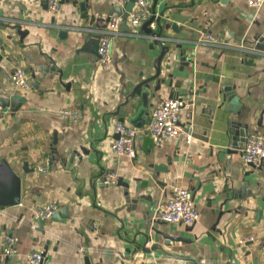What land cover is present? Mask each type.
<instances>
[{
  "label": "crops",
  "instance_id": "obj_1",
  "mask_svg": "<svg viewBox=\"0 0 264 264\" xmlns=\"http://www.w3.org/2000/svg\"><path fill=\"white\" fill-rule=\"evenodd\" d=\"M150 2L160 43L168 47L161 62V47L144 24L126 22L128 30L121 27L112 40L105 69L89 49L108 18L118 15L113 9L127 3L61 0L51 13L33 0H0V98H25L14 112L0 106V158L21 177L20 203L0 206V251L6 233L18 238L5 264H27L37 250L41 264H85V258L139 264L138 252L163 264H264V162L243 164V142L233 146L228 124L246 122L248 132L264 134V51L255 49L264 38V0L259 6L247 0ZM210 33L220 41H208ZM177 44L190 57L188 65L181 64ZM49 63L55 70L37 82L41 74L32 77L30 70ZM14 67L28 71L29 89L12 84ZM221 78L235 85L241 114L226 111L229 102L211 93ZM171 90L183 95L181 124L192 138L157 147L146 125ZM142 91L147 113L134 126ZM67 107H77L81 118H61L59 110ZM117 121L137 129L133 157L110 150ZM46 159L47 171L38 172ZM105 172H113L114 183L103 182ZM175 187L189 189L199 211L190 226L155 219ZM47 202L66 206L67 217L40 226L34 212Z\"/></svg>",
  "mask_w": 264,
  "mask_h": 264
},
{
  "label": "built area",
  "instance_id": "obj_2",
  "mask_svg": "<svg viewBox=\"0 0 264 264\" xmlns=\"http://www.w3.org/2000/svg\"><path fill=\"white\" fill-rule=\"evenodd\" d=\"M37 3H45L49 12H56L61 4V0H33ZM129 0H117L121 5H125ZM132 9L127 15L126 22L130 27H138L147 23L152 31H157L158 16L151 11L150 0H133ZM251 6H259L263 0H247ZM121 16L111 15L104 28L100 30L98 36L97 53L101 66L108 69L111 64V44L115 35L121 31ZM151 38H155L150 34ZM208 41L217 43L218 36L206 34ZM12 84L20 89L27 90L31 87L29 73L21 67H14L10 74ZM185 106L182 97L163 98L152 108L146 131L157 147L163 146L168 140L182 138L189 142L192 138L190 131L181 124V109ZM61 118L71 122H76L81 118V112L77 107H67L59 110ZM114 132L118 137L110 143V150L117 156L133 157L136 151L137 129L124 122H115ZM241 160L243 164L258 168L264 161V134L262 132H248L245 136L241 148ZM49 160L36 165L38 172L47 171ZM104 183H114L113 173H107L103 177ZM58 209L55 202H47L38 206L34 212V217L38 221L48 219ZM199 218V211L194 203L192 193L185 187H175L171 190L169 198L161 203L155 214V219L166 223H180L192 225ZM18 238L12 234L3 236V246L0 251V264H5L7 259L16 252L15 245ZM79 247V251H81ZM139 264H163L152 256H146L138 252ZM42 252L32 251L27 256V264H41Z\"/></svg>",
  "mask_w": 264,
  "mask_h": 264
},
{
  "label": "water",
  "instance_id": "obj_3",
  "mask_svg": "<svg viewBox=\"0 0 264 264\" xmlns=\"http://www.w3.org/2000/svg\"><path fill=\"white\" fill-rule=\"evenodd\" d=\"M43 4L45 7H47L45 3H43ZM133 4H134V1L129 0L124 9L117 6L112 11V12L118 13V15L121 16V27L124 30H128V26L126 24V18H127L128 13L130 12V10L133 7ZM83 6H84V3H81V7H83ZM144 26L147 29V32L149 34H152L155 36L154 41L156 43H158L161 47L162 52L159 55V57L157 58V62L159 64L161 62V59L163 58L166 50L168 49V47L161 45V43H160L161 34L159 32V29H158V31H152L147 26V23H145ZM65 34H66L65 31L61 32V35H65ZM90 39H91L90 37H87L85 39V44L89 43ZM263 41H264V38H261L259 40V43L255 46V49H259V50L264 51V45H262V46L260 45V43ZM97 45H98V40L95 39L93 45L90 47L89 50L91 53H94L98 56ZM176 48L179 49L181 64L184 66L188 65L189 62H191L190 57L184 53V51L181 49L180 44H177ZM80 49L85 50L86 49L85 45H83ZM54 70H55V67L49 63V65L38 66L35 70L31 69L30 72H31L32 77H35V71L41 74V77L38 78V80H37V82H39L40 80H42V77L47 74L48 71H54ZM159 73H160V67L158 65V66H156V76H158ZM168 77L170 78L169 86H171V84H172L171 74H169ZM162 82H164V79L158 80L157 85L159 86V83H162ZM158 86H157V88H158ZM138 88H139V86H137L135 88V92H138V90H139ZM173 91L174 90H171L169 98L175 97V92H173ZM204 91H207V89H205ZM211 93L216 94V98L220 97L221 101H223V102L228 101L229 102V104L231 106L226 108L225 109L226 111H232L238 115L241 114L242 102L240 100V97L238 96V94L235 91V85L232 84L229 79L221 78L219 80L218 87L215 90H212ZM147 94H148L147 91L141 92L142 99H143V105L138 110L136 116L130 120L134 126H141L142 121H143L142 120L143 116H145L147 113L145 111V107L147 104ZM24 100H25V98L23 96L8 97V98L2 97V98H0V106L3 108L8 107L11 112H14L20 107L21 103ZM217 107L220 108L221 104L218 105ZM228 124L230 127L229 128V134H230V138L233 142V146H235V147L239 146L240 142H244V140H245V136L248 133L249 124L246 122L243 123V122H240L238 120H232V119L228 120ZM260 124H261V122L259 121L258 125H260ZM116 137H118V134H116ZM56 142H57V135L54 132L53 143H56ZM24 170L27 171L26 166H24ZM107 173H111V172H105L104 174H107ZM103 177H104V175L102 176V180H103ZM117 183L119 185H122L123 187H127V182H124L122 177H118ZM125 194H127L126 190H125ZM20 199H21V177L9 165V163L4 158H0V206L17 205L20 203ZM64 217H67V207L66 206H62L61 208L56 210L52 214L51 219L55 220V221H60ZM38 224L40 226H42V221H38ZM84 262H85V264H92L88 258H85Z\"/></svg>",
  "mask_w": 264,
  "mask_h": 264
}]
</instances>
